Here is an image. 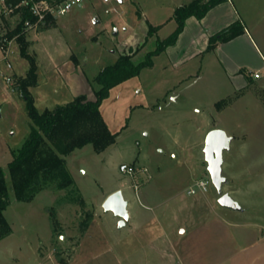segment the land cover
<instances>
[{
  "label": "rangeland",
  "instance_id": "374dc122",
  "mask_svg": "<svg viewBox=\"0 0 264 264\" xmlns=\"http://www.w3.org/2000/svg\"><path fill=\"white\" fill-rule=\"evenodd\" d=\"M192 1L83 0L47 24L28 28L40 66L38 84L30 87L38 110L80 95L95 100L99 72L124 53L144 61L175 30V10ZM214 7L201 32L213 35L241 18L264 54V0H223ZM232 9L238 17L230 22ZM20 21L21 14H0V35ZM150 25L160 28L148 35ZM188 37L111 89L101 110L110 130L119 132L116 142L102 152L88 143L66 156L78 192L43 189L32 200L19 201L9 184L4 215L12 232L0 240V264H68L88 215L102 235L89 252L97 250V256L89 255L91 264H264V67L255 71L263 61L246 38L232 44L231 60L217 48L187 57ZM8 51L5 58L0 47V71L15 81L29 64L15 40ZM0 113L5 167L31 126L25 99L1 73ZM214 128L233 137L224 151L222 193L242 211L218 201L204 153ZM123 163L147 170L130 175L120 170ZM200 180L206 189L189 193ZM116 190L129 202L130 220L123 228L103 208Z\"/></svg>",
  "mask_w": 264,
  "mask_h": 264
},
{
  "label": "trees",
  "instance_id": "16d2710c",
  "mask_svg": "<svg viewBox=\"0 0 264 264\" xmlns=\"http://www.w3.org/2000/svg\"><path fill=\"white\" fill-rule=\"evenodd\" d=\"M20 1L22 0H11L13 3ZM47 1L57 5L64 0ZM221 1L223 0H193L188 5L178 7L174 13L177 23L175 30L168 37L159 40L157 47L148 52L144 61L137 63L133 60V53H124L114 64L99 72L95 78L100 86L95 100L80 95L65 105L44 111L38 110L30 91V87L38 84L39 63L36 54L30 49L28 28L25 26L26 19L35 22L37 17L31 12V2L22 8L21 21L14 29L2 35L16 41L21 57L29 64L26 74L16 79L13 87L25 99L31 128L23 145L13 150V159L5 167L0 166V240L12 232V227L4 215L11 202L9 184H12L14 197L19 201H30L43 189L78 192L66 156L88 143L93 144L96 152H102L116 142L119 132L110 130L101 110L111 89L138 76L143 68L152 67L153 58L176 43L188 18H203ZM54 18L48 14L40 24L45 25L49 19ZM155 29L156 27L150 25L148 35H153ZM242 32L244 27L240 22L232 23L210 37L208 49H214L220 42H226ZM92 220L93 217L88 215L83 222V234Z\"/></svg>",
  "mask_w": 264,
  "mask_h": 264
},
{
  "label": "crops",
  "instance_id": "0c3cea01",
  "mask_svg": "<svg viewBox=\"0 0 264 264\" xmlns=\"http://www.w3.org/2000/svg\"><path fill=\"white\" fill-rule=\"evenodd\" d=\"M214 8L210 9L209 10L210 12H208L201 20L197 21V23H195L196 21L193 22V20H195L194 16L188 18L186 21V25L184 27V30L180 33L176 44H174L173 46H169L166 49L171 50L172 48H175L177 46V44L180 42V40H182V36H184V34L187 33V34H189V37L187 38V41H186V44H187L186 47L187 48L184 51L185 56L187 55V57L193 58V57L201 54L203 51H210V49H208V46H209L210 37L212 35L208 31H211V30H208L207 32H205V31L201 32V30H202V27L207 28L208 23H206V20L209 16H211L213 14ZM56 16L57 15L54 16L55 19H56ZM237 17H238L237 12L234 9H232L230 11L228 21L231 22L232 19L235 20V19H237ZM173 19L175 20V18H173ZM239 21L244 27V32H242L238 36H236V37H234V38H232L226 42H220L216 47L217 49L216 48H214V49H216L218 51H223L225 49V56L228 57V54L230 53V48L233 46L232 44L237 43L242 38H246L247 40H250L253 44H255V46L257 47V48L255 47V48L258 50V54L263 61L262 65L255 70V71H260L261 68L264 67V54H263L261 48L259 47L258 42L255 40L253 34L251 33V30L244 24V22L241 18L239 19ZM224 27H226V25L223 26V28ZM159 28H160V26H158V27L156 26L155 33H156V30H159ZM210 29H212V28L210 27ZM228 59L231 60L230 56L228 57ZM75 61H76V58H75ZM176 61L178 62V61H180V59H178ZM224 65H225V67L228 66V64H226V63ZM39 69H40V66H39ZM227 71H228V68H227ZM100 231H101V226L99 224H97L96 219L93 218L88 229L80 238V242L78 244L77 251L68 264H91L88 261L90 259L89 255L92 253V254L97 256V254H96L97 250H95V252H91V253H89V252L92 251L91 249L94 250L96 248L97 244H99L100 238L102 236Z\"/></svg>",
  "mask_w": 264,
  "mask_h": 264
},
{
  "label": "water",
  "instance_id": "95a60500",
  "mask_svg": "<svg viewBox=\"0 0 264 264\" xmlns=\"http://www.w3.org/2000/svg\"><path fill=\"white\" fill-rule=\"evenodd\" d=\"M120 2L122 1L120 0ZM116 33L117 31H115ZM232 139L233 137L221 128L211 129L205 139L204 153L213 184L220 193L219 203L226 208L242 211L243 207L237 200L229 193H222L223 185L227 182V178L223 175L224 151L230 148ZM128 204L129 202L125 199L123 191L116 190L105 199L103 208L107 212H113L119 218V227L123 228L130 220Z\"/></svg>",
  "mask_w": 264,
  "mask_h": 264
},
{
  "label": "built area",
  "instance_id": "2783aa9c",
  "mask_svg": "<svg viewBox=\"0 0 264 264\" xmlns=\"http://www.w3.org/2000/svg\"><path fill=\"white\" fill-rule=\"evenodd\" d=\"M83 0H64L63 2L53 5L47 0H41V1H34V0H22L19 3H13L11 0H0V14H3L5 16H13L21 14L22 8L29 4L31 12L37 17V20L35 22H32L30 19L25 20V26L27 28H33L38 26L41 22H43L48 14H51L53 16L55 15H63L70 11L75 5H79ZM120 1V0H118ZM123 1V0H121ZM104 3H109L111 0H103ZM14 39H8L6 36L1 35L0 36V47L4 51L5 58H7V55L9 53V45L12 44ZM8 68H11V63H7ZM1 75L4 76V78L11 82L12 85L14 84V80L12 78L7 77L2 71H0ZM259 72L255 73V77H259ZM120 170L124 173L134 175L138 171H146L147 169L144 167H138L135 165H130L127 163H123L120 165ZM207 187V182L200 180L197 181L189 190V193L194 194L197 189L205 190Z\"/></svg>",
  "mask_w": 264,
  "mask_h": 264
}]
</instances>
